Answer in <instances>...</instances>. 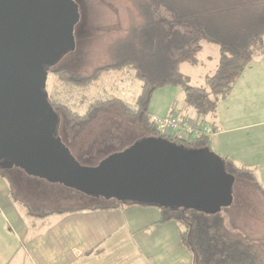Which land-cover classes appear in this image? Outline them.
<instances>
[{
	"label": "trees",
	"instance_id": "1",
	"mask_svg": "<svg viewBox=\"0 0 264 264\" xmlns=\"http://www.w3.org/2000/svg\"><path fill=\"white\" fill-rule=\"evenodd\" d=\"M136 6L143 21L137 25L132 23L129 35L119 41L120 44L111 62L97 66L89 73L76 72L61 66V62L67 56L65 55L48 69V75H53L55 79L52 93L46 92L50 105L59 116L57 135L78 162V159L86 158L91 162L103 155L99 160L92 161L93 166L98 165L115 149L113 148L115 144L109 137H115L117 131L111 128L108 132L98 131L97 137L89 140L93 146L101 145L105 150L107 148L111 150L85 157L77 154L73 147V135L83 136L84 130L100 117L109 115L116 120V113L106 111L109 107H118L124 117L134 126H139L144 136L138 140L156 137L184 145L188 149L208 147L210 136L213 134L201 133L189 140L161 134L154 127V117L149 113L151 95L157 89L166 86H179L184 93L185 106L195 113L194 117L183 119H197L198 123L215 133L216 130L207 123L206 117L215 113L219 101L229 95L249 64L255 58L264 56V0H137ZM203 42L218 48V64L215 72L206 76L204 87L189 86L188 78L181 72L180 66L185 62L189 64L197 62V55L202 49ZM127 68L134 72L135 78L141 84L133 104L119 98L96 99L84 107V112H79L77 109L81 107L84 99L78 104L71 103L70 98L74 89L85 90L95 84L104 72L123 71ZM222 159L226 172L234 177L233 201L229 207L216 214H205L183 208L153 206L160 213L157 222L171 220L177 222L180 241L190 253V264H260L263 260L260 251V249L264 251V246L261 245L264 244L263 241L249 242L233 235L232 230L227 227L226 217L231 214L233 216L238 204L240 207L241 202H246L243 200L250 198L246 196L240 197L242 201L237 200L236 191L239 194L240 189L248 190V185L262 194L264 191L256 181L254 170L238 165L230 158ZM14 170L35 179L18 168L6 170L0 166V173ZM59 187L73 194L72 196L78 200V206L62 209L64 211L135 205L123 204L114 199L90 197L61 185ZM261 205L264 208L263 201Z\"/></svg>",
	"mask_w": 264,
	"mask_h": 264
},
{
	"label": "water",
	"instance_id": "2",
	"mask_svg": "<svg viewBox=\"0 0 264 264\" xmlns=\"http://www.w3.org/2000/svg\"><path fill=\"white\" fill-rule=\"evenodd\" d=\"M73 0H0V166L83 195L120 203L219 213L234 177L209 148L147 137L85 166L57 135L48 69L75 49Z\"/></svg>",
	"mask_w": 264,
	"mask_h": 264
},
{
	"label": "rangeland",
	"instance_id": "3",
	"mask_svg": "<svg viewBox=\"0 0 264 264\" xmlns=\"http://www.w3.org/2000/svg\"><path fill=\"white\" fill-rule=\"evenodd\" d=\"M73 1L78 5L80 13V20L74 31L76 46L74 50L67 54L61 62V66L76 72L89 73L97 66L111 62L121 42L120 40L129 35L132 23L137 25L143 19L136 6L137 0H117L115 2L105 0ZM218 59V48L212 44L203 42L202 49L197 55V62L195 64L185 62L180 66L181 72L188 78V85L204 87L206 76L212 75L215 72ZM260 59L262 58L257 59V61ZM251 66L252 71L246 72L239 79L237 88L243 81L252 80L251 84L254 87H258L256 94H261L264 99V62H258ZM54 83L55 79L53 75L49 74L46 81V91L49 94L52 93ZM140 86L139 80L135 78L134 72L129 68L123 71L104 72L98 81L87 89H74L70 99L71 103L76 102L77 104L84 99L81 107L77 109L79 112H84V107L96 99L119 98L128 104H133L139 94ZM59 95L61 98L60 93ZM254 98L256 100L257 97ZM228 102L229 98L227 96L218 103L219 113L226 120L229 113ZM106 111L116 113V120H114L113 116L104 115L89 125L84 130L83 136L73 135V147L77 154L89 157L111 150V148L105 150L101 145H97L96 147L92 143H89L92 137H97L98 131L102 133L107 130L108 132L109 128L115 132L117 131L115 137L112 136L111 138L109 134V138L115 144L113 146L115 149L110 152L111 155L116 153V151L119 152L118 149L120 150V148H127L131 143L133 144L144 136L139 126H134L124 117L118 107H109ZM193 112L192 109H188L185 106L184 93L179 86H166L157 89L153 92L149 101V113L152 116H157L154 118L164 119L176 116L182 119L186 118L185 116H193ZM225 137L231 140L234 138V133L227 134ZM109 138L107 139L109 140ZM212 139L211 137L207 148L220 158H224L212 149ZM233 154L235 155V153ZM239 158L245 159L243 155L239 156ZM99 159L91 160V162L88 158L78 160L85 166H93V162ZM246 164L256 165L257 163L246 161ZM258 164L257 169L252 168H254L256 181L264 191V161ZM13 172L21 175L24 180L20 181L19 178L14 179V174L6 171L0 173L2 174L0 178L4 179L5 183L8 184L11 197L23 204V207L26 206L27 209L32 210V207H30L31 203L25 200L22 195L26 199L33 197L37 201L42 202L41 212L54 211L58 209L57 206L60 204L63 207L62 209L78 206L77 198L72 196L73 194L62 190L58 184L43 182L38 178L25 179L24 177L26 176L19 173L20 171L14 170ZM26 181L33 182V184L26 183ZM0 185H2L1 182ZM247 187L248 190L243 191L240 189L239 194L236 191V197L237 200L241 201L240 197L244 198L248 196L250 198L243 200L246 202H241L240 207L238 204V208H235L233 216L232 214L227 215L228 218L225 216L226 224L232 230L233 235H237L240 239L249 242L263 241L264 243V208L261 205V201L264 202V194L256 189H252L250 185ZM159 218V210L154 207L128 206L122 218L124 225L119 230V235L124 236V238L127 236V238L126 242H124L125 244L123 242L120 243L119 249L122 246L124 250H137V252L132 257L129 255L125 259V264H190V253L180 241L177 222L171 220L158 223ZM145 225H148V227L145 228ZM129 230L130 233H133L131 236L128 235ZM13 242L15 245L16 236L13 237ZM261 245L264 246V244ZM260 251L261 258L264 260V251L262 249ZM114 260L115 258H111V264H114ZM263 260L260 264H264Z\"/></svg>",
	"mask_w": 264,
	"mask_h": 264
},
{
	"label": "crops",
	"instance_id": "4",
	"mask_svg": "<svg viewBox=\"0 0 264 264\" xmlns=\"http://www.w3.org/2000/svg\"><path fill=\"white\" fill-rule=\"evenodd\" d=\"M259 58L262 59L257 61ZM258 62H264V57L255 58L250 64ZM251 65L239 79L252 71ZM239 79L228 95L227 120L217 106L206 121L216 130L210 136L213 138L212 149L222 157L254 170L264 161V99L261 94H256L258 87L251 84L252 80L243 81L237 88ZM192 115L194 117L195 113ZM231 133L234 138L228 140L225 135ZM241 155L245 159L239 158ZM243 160L257 164L249 165ZM9 173L14 174V179L24 180L13 171ZM0 182V264H111V258H115L114 264H125L129 255L136 254L137 250H124L122 246L119 249L120 243L126 242L127 238L119 235V230L124 225L122 218L128 206L70 212L62 210L60 204L54 211L41 212L42 202L22 195L31 203L30 210L11 197L4 179L0 178ZM132 234L129 230L128 235Z\"/></svg>",
	"mask_w": 264,
	"mask_h": 264
},
{
	"label": "built area",
	"instance_id": "5",
	"mask_svg": "<svg viewBox=\"0 0 264 264\" xmlns=\"http://www.w3.org/2000/svg\"><path fill=\"white\" fill-rule=\"evenodd\" d=\"M154 127L161 134H169L171 136H179L183 139L189 140L190 138L201 133L214 134L211 130L206 128L205 125L198 123L197 119H180L176 116L167 117L164 119L154 118Z\"/></svg>",
	"mask_w": 264,
	"mask_h": 264
}]
</instances>
